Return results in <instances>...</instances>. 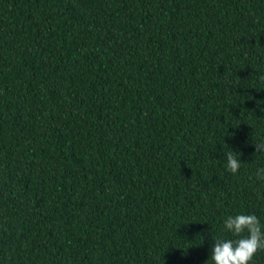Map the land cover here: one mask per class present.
Returning a JSON list of instances; mask_svg holds the SVG:
<instances>
[{"label": "trees", "instance_id": "16d2710c", "mask_svg": "<svg viewBox=\"0 0 264 264\" xmlns=\"http://www.w3.org/2000/svg\"><path fill=\"white\" fill-rule=\"evenodd\" d=\"M0 264H264V0H0Z\"/></svg>", "mask_w": 264, "mask_h": 264}]
</instances>
